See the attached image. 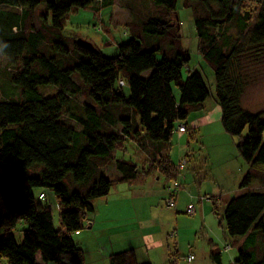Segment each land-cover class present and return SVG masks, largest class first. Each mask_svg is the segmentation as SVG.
Here are the masks:
<instances>
[{
    "label": "trees",
    "instance_id": "trees-1",
    "mask_svg": "<svg viewBox=\"0 0 264 264\" xmlns=\"http://www.w3.org/2000/svg\"><path fill=\"white\" fill-rule=\"evenodd\" d=\"M119 1L130 15L131 39L108 58L95 45L91 51L64 36L63 24L72 12H98L118 0H0L6 62L0 75L20 91L0 98V264H85L73 235L92 226L96 200L114 184L136 185L157 172L178 180L181 171L165 149L179 125L188 131L189 110L201 108L211 93L199 71L183 77L191 56L180 33L179 0H151L143 15L132 9L136 0ZM183 6L191 11L199 53L214 71L223 128L239 138V155L251 166L241 188L260 185L230 199L221 216L231 239L248 240L234 264H264V246L258 249L264 245V171L258 168L264 166V112L242 105L264 65V0H184ZM39 9L40 26L34 22ZM45 191L59 202L58 228ZM212 260L221 264V253L212 250ZM109 264L152 263L126 249L112 253Z\"/></svg>",
    "mask_w": 264,
    "mask_h": 264
},
{
    "label": "rangeland",
    "instance_id": "rangeland-1",
    "mask_svg": "<svg viewBox=\"0 0 264 264\" xmlns=\"http://www.w3.org/2000/svg\"><path fill=\"white\" fill-rule=\"evenodd\" d=\"M150 2L151 0L134 1L135 6H132L134 13L139 14L142 12L143 15L145 10L147 11L152 7H150ZM144 5L145 10L143 9ZM183 5L184 0H179L180 33L183 35V45L190 51L191 56L189 64L183 70V77L184 79L187 77L189 70L199 71L203 75L211 95L204 107L189 110V115L185 122L188 125V131L178 132V135L167 144L165 150L172 161L177 162L176 166L181 156L182 158L186 155L189 157L190 163L188 162L186 168L181 171L182 176L180 180L186 192H193V204L187 206V209L190 206H197V212H200L201 217L197 218L196 215H192L188 210L187 214L184 212L185 210H180L178 213L181 214V219L178 226H176L177 224L175 225L174 220L169 216L172 212L167 211L171 209L166 207L165 198L160 194L158 196L154 194L155 191H162L161 188L167 180L165 176L161 177L160 183L155 181L156 184L153 183L152 185L150 183L149 185L139 187L138 193L141 196H136V198L132 196L130 198L126 197L125 195L130 194H126L128 192L125 187L117 190L116 187L118 185H125L124 183L114 184L107 199L95 201L96 208L105 202L99 207L95 218L98 231H95L93 228L84 229L80 234L73 235L75 241L85 251V264H103V257L98 245L99 242H104L105 239H100L97 244L95 243L99 233H107L111 236L112 233H118L119 230L117 228L120 227L122 222L126 220L136 221L139 218H146L148 215H153L155 225L149 228L147 232L142 231L140 233L139 229L130 230L129 238L134 240L135 243H138L142 236L147 238V250L150 256L153 257L155 264H165L160 257L161 250L155 248L159 245L158 239L160 236L168 233L169 238L171 235H177L178 232L177 240L179 242V231H183V229H185L187 235L192 233L193 242L191 245H188L187 236H185L182 240L183 250L178 253V246L174 244L175 241L173 239H170L172 241L169 242L171 264H215L212 260V250L215 249L221 253V264H234L239 258L241 248H244L245 243L248 244L247 239L235 241L227 235L221 216L226 208V203L230 199L242 195L248 190H258L260 189V185L254 182L248 189L241 188L242 181L251 170V166L239 155L237 149L239 138L230 136L223 128L221 122L222 111L215 93L214 71L199 53L191 11L184 8ZM140 9L142 10L141 12ZM43 12L44 9H39L35 12L34 22L36 25L40 26L41 14ZM129 20V12L122 7L118 0L115 5L102 8L98 12L93 9H82L78 12H72L69 15V19L63 24V35L68 38H81L90 41L99 48L105 57L114 58L119 55V45L131 39V31H127L125 27ZM158 59L160 60L161 57L158 56ZM5 66L6 62L0 58V67ZM74 78L80 81L78 75H75ZM7 90H14L16 93H20L3 75H0V98L5 97ZM42 91L45 94L55 92L52 88L42 89ZM122 91L126 97H129L130 92L127 84L123 86ZM242 105L249 112H264V65L258 69L253 82L246 89ZM262 117L264 119V114ZM61 119L64 123L77 128L76 123L66 117H62ZM116 155L118 158L135 162V158L129 154L127 155V153L123 155L121 152H118ZM135 156L137 158L140 155L135 154ZM137 160L139 159L137 158ZM141 167L145 168L142 165ZM258 168L260 171H264V166H259ZM185 174H188L186 178L184 177ZM202 184V189H200V185ZM126 186L129 185L126 184ZM212 189L214 191H211ZM45 192L46 201L52 208L55 227L58 228L61 225L59 202L53 191ZM38 193L40 192L38 191ZM211 196H215L212 201L210 200ZM144 200L150 204L149 208L144 205ZM140 201H143V203L140 204ZM130 204L132 207L136 205L137 207L131 210ZM202 208L205 216L201 213ZM215 209H217L220 215H217ZM194 219L196 224L199 222V219L201 222L197 229L192 230L191 224ZM211 239H213L214 245H211L210 250L209 240ZM227 245H231L232 248L230 250L226 249ZM263 246L260 242L258 243V249L263 250ZM187 249L191 252L187 253ZM142 253L143 251L141 250V254H139L140 261L141 256H143ZM189 254L195 255L196 261L192 263L188 262L187 257Z\"/></svg>",
    "mask_w": 264,
    "mask_h": 264
},
{
    "label": "crops",
    "instance_id": "crops-1",
    "mask_svg": "<svg viewBox=\"0 0 264 264\" xmlns=\"http://www.w3.org/2000/svg\"><path fill=\"white\" fill-rule=\"evenodd\" d=\"M191 71H193V70H191ZM188 72H190V70ZM173 91L175 93V96L178 98L179 94H178L177 89L173 88ZM206 102H207V100L204 102L202 107L205 106ZM182 125H184V124H182ZM177 135H178V133L175 134V136H177ZM127 150L128 149H125V150H123V152L127 151ZM186 158H187V161L189 162L190 161L189 157L187 156ZM181 159H182V156H181ZM171 161H172V159H171ZM178 162H180V161H178ZM176 163L177 162H173V164L175 166H176ZM187 175L188 174H185L184 177L186 178ZM181 176H182V173H179V175H178L179 179L178 180L180 182H181V180H180ZM161 177H164V175H162L159 172H157L154 175H151V176L147 177L146 179H144L139 184H136V185H129L128 184L129 186H126L127 183H124L125 185H118L116 188H117V190H119L121 187H125L126 191L128 192L126 194H130V195H125V196L129 197V198L131 196L133 198H136V196H141L140 193H138L139 192L138 191L139 187L144 186V185H149L150 183L152 185H153V183L156 184V182L160 183L161 180H162ZM171 181L172 180L169 181L167 179L166 182L163 184V186L161 188L162 191H155L154 194L156 196H158L160 194L162 197H164L166 199V197H168L167 186H169L171 184ZM181 184H182V182H181ZM202 186H203V184L200 185V189H202ZM211 191H214V190L212 189ZM201 197H202V195H201ZM213 197H215V196H213ZM213 197L211 196V198H212V199L210 198L211 201L213 200ZM107 198L108 197H106L105 199H107ZM192 200H193V192H191V191L186 192V189H184V185L182 184V188L179 190V192H177V194L175 196V203H176L175 208L171 209V210H167L168 212H172V213H170L169 216L172 217V219L174 220L175 225L177 224L176 226H178V223L180 222V219H181V214H179L178 211L185 210L184 212H186V214H187V210H188L187 206L193 204ZM106 201H108V200H106ZM112 201H115V200H112ZM141 203H143V201H140V204ZM103 204H101L100 206H102ZM140 204H138V205H140ZM144 205L148 206V208L150 207V204L146 200H144ZM100 206H98L96 208V213H95V215L93 217V223H92V226L89 229L93 228L95 231H98V228L96 227L95 218H96L97 211H99V207ZM130 207H131V210H133L135 207H137V205L132 207L131 204H130ZM195 208H196V214L195 215L197 216V218H200L201 214H200V212H197V210H198L197 206ZM201 213L203 214V208L201 210ZM198 221L199 222L197 224H196L195 219H194V221H192V224H191L192 225V230L193 229H197V227H199V224H200L201 221H200V219ZM154 225H155V223H154V220H153V215L152 216L148 215L146 218H139L136 221H134V220H126V221L122 222L120 227L117 228V230H119L118 233H116V234L112 233L111 236L108 235L107 233H104V234H100L99 233L97 235V238H96L97 241L95 240V243L97 244L100 239H105L104 242H99V245H98V247L100 249V252H101V255L103 257V264H109V256L112 253L121 252V251H124L126 249H134L135 250V254H136V258H137V260L139 262L149 261L152 264H155V261H154L153 257L150 256V254H149V252L147 250L148 249L147 248L148 244L146 242L147 238H145L144 236L140 237V240H139L138 243H135L134 240L129 238V236H130L129 235V231L130 230L134 231V230H138L139 229L140 233L142 231L147 232V231H149V228H151ZM179 234H180L179 242L177 240L178 232H177L176 238L173 239V241H175L174 244L178 246V249H177L178 253L182 252V250H183L182 240L184 239L185 236H187L186 240H188V243H187L188 245H191V243L193 242L192 233L190 235H187L186 232H185V229H183V231H179ZM168 236H169L168 233H165V234L161 235L160 238L158 239L159 245L155 247V248H159L161 250L160 257H161L162 262L165 263V264H171L170 256H169L170 255L169 242H172V241H170L171 238L170 237L168 238ZM209 242H210L209 245H210V250H211V245L212 246L214 245V241H213V239H211V240H209ZM114 244H116V245H114ZM144 246L146 247V249H145ZM227 246H229V245H227ZM227 246H226V249H227ZM230 248H232L231 245H230ZM144 249H145V251H144ZM141 250L143 251V253H142L143 256H141V261H140L139 260V254H141ZM188 252L189 251L187 249V253ZM189 256H193L194 257L193 261H191L190 263L196 261V256L195 255L189 254ZM189 256L187 257V261H188Z\"/></svg>",
    "mask_w": 264,
    "mask_h": 264
},
{
    "label": "built area",
    "instance_id": "built-area-1",
    "mask_svg": "<svg viewBox=\"0 0 264 264\" xmlns=\"http://www.w3.org/2000/svg\"><path fill=\"white\" fill-rule=\"evenodd\" d=\"M120 86H124L125 85V82L123 80H121L119 82ZM186 127L184 125H179L178 128H177V131L180 132V131H185ZM188 161H187V158L184 157L180 160L178 166H177V170L179 171H182L183 169L186 168V165H187ZM182 188V184L179 180H176L174 182H172L168 187H167V194H168V197L165 199V204H166V207L169 208V209H174L175 208V196L177 194V192H179V190ZM188 212L191 213L192 215L196 214V208L193 207V206H190L188 208ZM171 239H174L176 236L175 234L174 235H171L170 236ZM227 249H230V245L227 246ZM194 257L193 256H189L188 258V261L191 262L193 261Z\"/></svg>",
    "mask_w": 264,
    "mask_h": 264
},
{
    "label": "water",
    "instance_id": "water-1",
    "mask_svg": "<svg viewBox=\"0 0 264 264\" xmlns=\"http://www.w3.org/2000/svg\"><path fill=\"white\" fill-rule=\"evenodd\" d=\"M77 42H78L79 45H81L82 47H84V48H86L88 50H91V51L96 50L94 44L92 42H90V41H87V40L79 38L77 40Z\"/></svg>",
    "mask_w": 264,
    "mask_h": 264
}]
</instances>
